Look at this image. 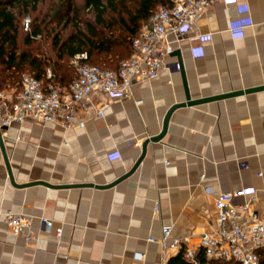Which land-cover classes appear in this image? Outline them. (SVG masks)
Returning a JSON list of instances; mask_svg holds the SVG:
<instances>
[{
  "label": "crops",
  "instance_id": "crops-1",
  "mask_svg": "<svg viewBox=\"0 0 264 264\" xmlns=\"http://www.w3.org/2000/svg\"><path fill=\"white\" fill-rule=\"evenodd\" d=\"M175 47L182 70L171 54L131 95L100 93L103 115L0 128V264H167L181 248L161 243L162 227L166 244L198 248L219 192L245 188L232 201L261 207L264 88L178 105L151 137L185 84L192 99L264 84V0L213 1ZM6 209L34 217L31 239L7 228Z\"/></svg>",
  "mask_w": 264,
  "mask_h": 264
},
{
  "label": "built area",
  "instance_id": "built-area-1",
  "mask_svg": "<svg viewBox=\"0 0 264 264\" xmlns=\"http://www.w3.org/2000/svg\"><path fill=\"white\" fill-rule=\"evenodd\" d=\"M213 1L217 0H169L167 5H158L141 24L132 39L130 54L120 60L117 69L84 62L78 65L77 75L67 85L44 83L31 73H23L19 90L10 92L0 87V126L22 122L30 116L40 123L53 121L70 127L75 117L89 114L91 109L95 115H103L107 103L100 93L127 97L132 94L135 81L156 77L168 67L166 57L176 49L175 43L186 36ZM74 57L84 58L86 53ZM46 75L51 76L50 69ZM77 124L83 125V118ZM206 189L211 191L209 187ZM246 193L245 188H240L216 195L214 224L201 232L198 248L183 246L187 264H216L214 259L260 264L257 250L264 247V200L260 208L250 197L241 203L232 201L234 196ZM3 217L11 232L26 239L35 235L32 215L6 209ZM38 219L45 229L53 228L49 217L40 215ZM55 230L61 234L60 227ZM170 233V225L162 227L161 243L169 248H182L178 237H172L166 244ZM148 239L155 240L152 236Z\"/></svg>",
  "mask_w": 264,
  "mask_h": 264
},
{
  "label": "trees",
  "instance_id": "trees-1",
  "mask_svg": "<svg viewBox=\"0 0 264 264\" xmlns=\"http://www.w3.org/2000/svg\"><path fill=\"white\" fill-rule=\"evenodd\" d=\"M43 0H0V87H21L23 73H31L46 83L67 85L76 75L69 59L85 52L86 63L117 69L120 60L131 52L133 37L141 24L158 5L169 0H82L83 6L94 13L92 21H82L74 8L76 0H59L48 12H39L27 23L21 35L20 19L38 9ZM112 15L107 17V12ZM72 21L74 30L62 36L50 24L64 27ZM84 24V28L78 25ZM25 26V22L23 23ZM118 32L116 33V31ZM52 34V35H51ZM51 36V50L32 46L39 38ZM115 65L110 66L111 62ZM110 64V65H109ZM50 68L51 76L47 77ZM264 264V247L257 250ZM216 264H241L237 260L214 259ZM167 264H187L183 247L171 256Z\"/></svg>",
  "mask_w": 264,
  "mask_h": 264
},
{
  "label": "rangeland",
  "instance_id": "rangeland-1",
  "mask_svg": "<svg viewBox=\"0 0 264 264\" xmlns=\"http://www.w3.org/2000/svg\"><path fill=\"white\" fill-rule=\"evenodd\" d=\"M59 0H43L41 3H39L38 5V9L34 10L31 13H27L25 15H23L20 19V26H21V35L24 34V32H26V28L27 26H24V22H29L32 20L33 16L36 15L39 10H41V13H45L49 11V8H51V6H56V4H58ZM74 8L78 10V14L81 17L82 21H92L94 19V13L89 10L88 8H86L85 6H83V1L82 0H76L74 3ZM110 15H112V13L110 11L107 12V17H109ZM72 21H69L64 27H62L61 25H55V24H50V26L52 27V30H59L61 32L62 36H66L67 34H69L70 32H72L74 30V25L72 24ZM81 28H84V24L80 23L78 25ZM118 32V30L116 31V33ZM52 35V34H51ZM51 36L47 37V38H39L38 40H36V42H34V44L32 46H36V45H40L41 48L46 49V50H51ZM85 61L82 60V58H75L72 57L71 59H69V63L71 64V68H72V73H76L77 72V67L79 64L84 63ZM116 61L114 60L113 62H111L109 65L113 66L115 65ZM10 92H15L17 90H19L21 87H17V86H12V87H6Z\"/></svg>",
  "mask_w": 264,
  "mask_h": 264
},
{
  "label": "water",
  "instance_id": "water-1",
  "mask_svg": "<svg viewBox=\"0 0 264 264\" xmlns=\"http://www.w3.org/2000/svg\"><path fill=\"white\" fill-rule=\"evenodd\" d=\"M172 55H176L177 56V60H178V63H179V69L182 70V62H181V54H180V51L178 48L174 49L171 53ZM260 88H264V84H261V85H257V86H253V87H248V88H245V89H239V90H234V91H229V92H223V93H219V94H215V95H211V96H206V97H200V98H195V99H192L190 97V94L188 92V89H187V86L185 84V92H186V98L184 101H181V102H178V103H175L174 105H172L169 110L167 111V114L164 118V122H163V129L160 133H158L157 135H154L151 137L152 140H157L161 137V135L163 134V131L165 130V127H166V124H167V120H168V117H169V112H171V110L178 106V105H183V104H193V103H197V102H202V101H205L207 99H214V98H220V97H224V96H227V95H231V94H235V93H240V92H243V91H249V90H254V89H260ZM6 126H0V128H4ZM0 143L2 144V140H1V134H0ZM3 147V146H2ZM4 151V149H3ZM134 168V167H133ZM132 170V169H131ZM131 170L129 172H131ZM128 172V173H129ZM9 175L10 177L12 178L11 176V173L9 172ZM33 182H37V181H33ZM40 182H43V183H47L45 181H40ZM115 182V181H114ZM114 182H111V183H108V184H112ZM49 184V183H48Z\"/></svg>",
  "mask_w": 264,
  "mask_h": 264
}]
</instances>
